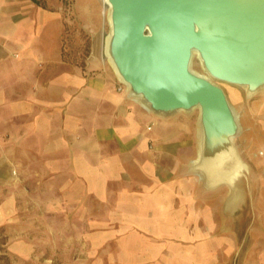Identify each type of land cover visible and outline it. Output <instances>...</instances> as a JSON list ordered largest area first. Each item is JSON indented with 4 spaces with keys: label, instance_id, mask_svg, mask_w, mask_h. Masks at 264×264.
Instances as JSON below:
<instances>
[{
    "label": "crops",
    "instance_id": "1",
    "mask_svg": "<svg viewBox=\"0 0 264 264\" xmlns=\"http://www.w3.org/2000/svg\"><path fill=\"white\" fill-rule=\"evenodd\" d=\"M43 1L0 0L1 244L31 260L77 244L93 264H264L261 212L240 226L245 201L230 209V187L191 167L197 118L145 107L100 30L85 65L69 61L62 0Z\"/></svg>",
    "mask_w": 264,
    "mask_h": 264
},
{
    "label": "water",
    "instance_id": "2",
    "mask_svg": "<svg viewBox=\"0 0 264 264\" xmlns=\"http://www.w3.org/2000/svg\"><path fill=\"white\" fill-rule=\"evenodd\" d=\"M110 2L112 52L132 93L162 114L200 108L201 163L207 151L218 156L224 142L238 152L233 139L241 127L216 81L249 94L264 88V0ZM195 52L207 74L192 69Z\"/></svg>",
    "mask_w": 264,
    "mask_h": 264
},
{
    "label": "rangeland",
    "instance_id": "3",
    "mask_svg": "<svg viewBox=\"0 0 264 264\" xmlns=\"http://www.w3.org/2000/svg\"><path fill=\"white\" fill-rule=\"evenodd\" d=\"M62 3L63 21L67 22L64 50L68 60L85 65L92 52L93 33L96 30H100L102 36L99 53L108 60L105 51L106 39L110 33L107 4L103 0H62ZM191 67L197 73L207 74L197 53H194ZM216 82L227 90L231 104L240 114L241 131L234 142L248 169L238 180L242 188L241 201H245L241 209L244 218L239 223L245 229L252 228L253 215L257 211L262 214L263 225L264 159L257 153L264 150V88L249 94L245 87L224 81ZM183 111L192 113L200 127V108ZM1 239L3 238H0V264H93L94 252L82 247L78 249L77 244L69 248V245L64 244L58 250H46L43 245L38 258L31 260L19 258L1 244Z\"/></svg>",
    "mask_w": 264,
    "mask_h": 264
},
{
    "label": "bare ground",
    "instance_id": "4",
    "mask_svg": "<svg viewBox=\"0 0 264 264\" xmlns=\"http://www.w3.org/2000/svg\"><path fill=\"white\" fill-rule=\"evenodd\" d=\"M107 6H108V20L110 24V33L107 36L106 44H105V51L106 55L108 56V60L112 64V67L116 70V72L119 74L121 80L130 88V84L123 79L120 70L117 66L116 60L114 58L113 52H112V36H113V6L110 0H103ZM198 54V52H195ZM198 57L201 59V57L198 54ZM202 61V59H201ZM215 80V79H214ZM252 93V90L249 91ZM133 94L141 100L145 107L148 109L150 108V104L146 100V98L137 93L133 92ZM235 109V108H234ZM238 122L241 127L240 123V114L235 109ZM202 129L201 126L199 127V140H200V146H199V155L201 151V143H202ZM234 140V139H233ZM222 151L218 152V156L213 154L212 150L207 151V158L201 163L199 161V155L191 160V167L194 170L195 173L199 177L205 180L208 186H218L220 184H226L231 189L230 199L228 200V207L230 209H234L235 206L238 204L239 201H241V186L238 183V180L240 179V176L244 174L245 171L248 169L247 163L240 157L238 152L233 148V145L231 143L227 144L224 142L222 147H220ZM217 156V158L215 157Z\"/></svg>",
    "mask_w": 264,
    "mask_h": 264
},
{
    "label": "built area",
    "instance_id": "5",
    "mask_svg": "<svg viewBox=\"0 0 264 264\" xmlns=\"http://www.w3.org/2000/svg\"><path fill=\"white\" fill-rule=\"evenodd\" d=\"M257 154L264 159V150L263 149L259 150Z\"/></svg>",
    "mask_w": 264,
    "mask_h": 264
},
{
    "label": "trees",
    "instance_id": "6",
    "mask_svg": "<svg viewBox=\"0 0 264 264\" xmlns=\"http://www.w3.org/2000/svg\"><path fill=\"white\" fill-rule=\"evenodd\" d=\"M35 1H37L41 5H45L43 0H35Z\"/></svg>",
    "mask_w": 264,
    "mask_h": 264
}]
</instances>
